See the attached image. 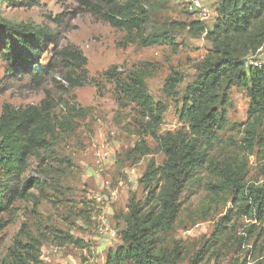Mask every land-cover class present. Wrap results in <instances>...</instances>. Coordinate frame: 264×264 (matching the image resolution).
<instances>
[{
    "label": "rangeland",
    "instance_id": "rangeland-1",
    "mask_svg": "<svg viewBox=\"0 0 264 264\" xmlns=\"http://www.w3.org/2000/svg\"><path fill=\"white\" fill-rule=\"evenodd\" d=\"M37 1L18 9L0 3V19L53 29L58 51L78 52L87 64L81 71L69 60L35 86L10 77L0 60V118L5 107L46 103L56 127L23 177L38 181L30 198L0 215V264H111L133 210L143 218L162 210L169 149L196 141L204 164L185 184L171 228L156 236L164 264H264V218L254 208L264 195V113L252 111L247 90L223 83L222 129L206 140L191 128L192 94L205 63L219 56L226 0H201L210 11L204 21L186 0H143L148 24L132 33L112 28L81 0ZM262 36L242 45L243 63L264 67ZM53 59L62 61L49 51L40 63ZM121 86H131L129 95Z\"/></svg>",
    "mask_w": 264,
    "mask_h": 264
},
{
    "label": "trees",
    "instance_id": "trees-1",
    "mask_svg": "<svg viewBox=\"0 0 264 264\" xmlns=\"http://www.w3.org/2000/svg\"><path fill=\"white\" fill-rule=\"evenodd\" d=\"M37 2L0 0L2 5L14 9L31 8ZM81 5L117 30L138 32L148 24L143 0H81ZM221 15L223 20L216 27L219 56L205 63V73L192 94V132L206 140L215 137L225 122L223 112L229 104L226 95L219 103L223 108H217V92L223 83L237 84L247 90L252 111L264 113V67L243 63L241 53L242 45L253 43L261 35L264 37V0H226ZM58 50L59 40L53 29L23 23L16 25L0 19V60L10 77L29 79L32 85L41 86L69 60L76 69L85 71L87 60L78 52ZM49 51L62 61L56 63L53 59L47 66L41 64ZM68 80L71 86H81V82ZM136 84L133 91L140 99H145L143 84ZM130 87L124 92L128 94ZM133 94L131 97L135 98ZM50 110V104L46 103L40 108L32 106L15 111L5 107L3 110L0 118V215L9 212L15 202L30 198L29 191L38 185L37 180L27 181L23 177L31 157L48 150L47 137L56 129ZM169 153L168 164L162 171L165 184L158 194L162 210L149 218H143L138 209L133 210L127 219L128 229L120 235L125 246L117 256L110 258L111 264L165 263L158 252L156 236L171 228L179 214V196L185 184L196 178L204 164L197 141L191 145L183 143L169 149ZM254 200V208L264 218V195Z\"/></svg>",
    "mask_w": 264,
    "mask_h": 264
},
{
    "label": "built area",
    "instance_id": "built-area-1",
    "mask_svg": "<svg viewBox=\"0 0 264 264\" xmlns=\"http://www.w3.org/2000/svg\"><path fill=\"white\" fill-rule=\"evenodd\" d=\"M187 2V7L188 11L195 15L198 16L201 20H207L210 16V11L204 4L202 3L201 0H186ZM109 147L108 145L105 147V150L108 151Z\"/></svg>",
    "mask_w": 264,
    "mask_h": 264
}]
</instances>
